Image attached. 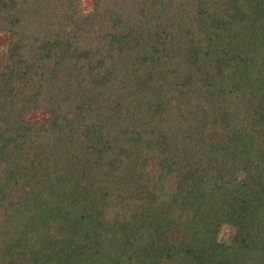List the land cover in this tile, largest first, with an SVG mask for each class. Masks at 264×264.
Returning a JSON list of instances; mask_svg holds the SVG:
<instances>
[{"label": "trees", "instance_id": "trees-1", "mask_svg": "<svg viewBox=\"0 0 264 264\" xmlns=\"http://www.w3.org/2000/svg\"><path fill=\"white\" fill-rule=\"evenodd\" d=\"M0 32V264H264V0H0Z\"/></svg>", "mask_w": 264, "mask_h": 264}, {"label": "rangeland", "instance_id": "rangeland-1", "mask_svg": "<svg viewBox=\"0 0 264 264\" xmlns=\"http://www.w3.org/2000/svg\"><path fill=\"white\" fill-rule=\"evenodd\" d=\"M83 8L85 11H89L92 9V0H83ZM0 32V36L8 33ZM28 118L30 119H40V120H47L48 114L45 111H39V112H30L28 115Z\"/></svg>", "mask_w": 264, "mask_h": 264}]
</instances>
